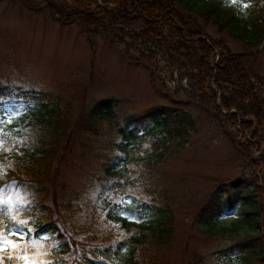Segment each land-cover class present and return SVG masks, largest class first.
<instances>
[{
    "label": "trees",
    "instance_id": "trees-1",
    "mask_svg": "<svg viewBox=\"0 0 264 264\" xmlns=\"http://www.w3.org/2000/svg\"><path fill=\"white\" fill-rule=\"evenodd\" d=\"M17 1L62 27L77 24L93 50L102 41L125 57L131 53L132 60L145 65L151 75L157 73L158 64L169 72L177 71L187 81L188 98L204 110L210 122L236 128L244 141L234 149L241 155L242 169L253 173V187L242 193L241 216L229 224L220 219L218 197L201 208L199 218L206 222L201 232L210 239H228L205 257L195 254L191 264H264V174L259 175L264 168V99L247 69V56L231 53L221 40L207 37L194 20L181 13L184 9L202 15L218 33L258 46L264 44V0H237L236 4L230 0ZM115 107V100L102 99L72 125L70 105L63 97L0 85V118L7 121L11 115L10 122L0 124V190L13 186L30 193L24 205L0 212V229L7 236L8 229L16 228L21 220L27 221L25 232L31 229L26 236L27 252L9 245L0 252L2 264H166V249L175 231L172 204L166 199V205H161L155 185L143 190L147 198L133 194L130 190L135 184L128 171L131 165L162 162L170 151L169 137L183 138L189 131L184 119L176 116L173 120L176 110L170 107L151 108L124 123L117 119ZM98 129H104L108 137L107 153L100 163L101 187L82 208L85 217L75 221L79 206L64 215L62 198L59 205L53 199L51 209L41 186L53 181L58 153L69 151L73 132L90 134ZM147 134L153 152L139 158ZM231 184L228 199L232 205L237 189L235 182ZM67 220L70 227H65ZM237 238L242 242L232 247L229 242ZM24 255L27 260L18 258Z\"/></svg>",
    "mask_w": 264,
    "mask_h": 264
},
{
    "label": "rangeland",
    "instance_id": "rangeland-1",
    "mask_svg": "<svg viewBox=\"0 0 264 264\" xmlns=\"http://www.w3.org/2000/svg\"><path fill=\"white\" fill-rule=\"evenodd\" d=\"M181 13L194 20L207 37L221 40L231 53L247 56V69L264 99V44H246L218 33L212 21L202 15L184 9ZM150 72L145 65L132 60L131 53L125 57L109 43L98 41L93 50L77 24L62 27L45 15L29 12L17 0L0 1V85L43 90L63 97L70 105L72 125L85 118L102 99L115 100L120 123L159 106L176 110L173 120L176 116L184 119L188 136L169 137L170 151L162 162L148 167H143V163L131 165L128 174L135 184L130 190L133 194L147 198L143 190L155 185V197L162 198L161 205H166V199L172 204L175 231L166 249V264H191L195 254L205 257L222 248L228 239V236L224 240L222 236L210 239L201 232L206 229V222L199 218L201 208L218 197L216 203L222 208L223 223L240 218L241 195L253 187V173L248 168L242 169L235 144L243 143L244 139L236 128H222L219 123L210 122L204 110L188 98L187 81L177 71L169 72L163 64H158L157 73ZM103 130L90 134L74 131L69 151L58 153L53 181L41 186L51 209L53 199L59 205L62 198L66 203L64 215L79 206L75 221L84 216L82 208L95 198L101 187L100 163L107 153L108 139ZM262 133L264 138V130ZM149 136L144 137L146 142L138 153L139 158L153 152ZM258 155L254 153L255 157ZM263 174L261 168L259 175ZM232 182L237 192L231 205L228 188ZM29 196L26 190L13 186L0 190V201H4L0 203V212L14 211L28 202ZM70 226L71 221L67 220L65 227ZM241 242L237 238L229 243L235 247Z\"/></svg>",
    "mask_w": 264,
    "mask_h": 264
},
{
    "label": "snow or ice",
    "instance_id": "snow-or-ice-1",
    "mask_svg": "<svg viewBox=\"0 0 264 264\" xmlns=\"http://www.w3.org/2000/svg\"><path fill=\"white\" fill-rule=\"evenodd\" d=\"M231 4H236L237 0H230ZM247 3L243 4V7H247ZM11 121V115L8 116V120L5 121L3 118H0V124ZM3 145V141L0 140V146ZM0 203H4V201H0ZM27 224V221L21 220L18 222L16 228H10L7 231V236H5L4 231L0 229V252L7 251L8 246L11 245L12 248L19 249L23 252H27V246L29 245V241L26 239L27 233L31 232V229H27V232L24 231V226ZM15 236L16 240H10L8 237ZM31 246L35 247V242H31ZM12 257L10 256L9 259ZM20 259L27 260V255L18 257ZM0 264H2V259H0Z\"/></svg>",
    "mask_w": 264,
    "mask_h": 264
}]
</instances>
